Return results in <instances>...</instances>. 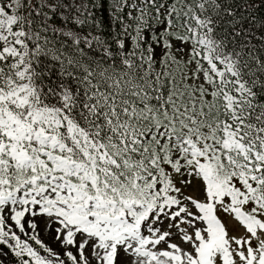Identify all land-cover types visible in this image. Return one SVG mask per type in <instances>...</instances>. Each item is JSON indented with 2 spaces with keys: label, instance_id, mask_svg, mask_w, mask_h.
<instances>
[{
  "label": "snow or ice",
  "instance_id": "1",
  "mask_svg": "<svg viewBox=\"0 0 264 264\" xmlns=\"http://www.w3.org/2000/svg\"><path fill=\"white\" fill-rule=\"evenodd\" d=\"M0 264H264V0H0Z\"/></svg>",
  "mask_w": 264,
  "mask_h": 264
}]
</instances>
